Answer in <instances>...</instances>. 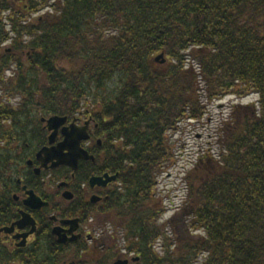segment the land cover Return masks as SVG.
I'll return each mask as SVG.
<instances>
[{
  "label": "trees",
  "instance_id": "16d2710c",
  "mask_svg": "<svg viewBox=\"0 0 264 264\" xmlns=\"http://www.w3.org/2000/svg\"><path fill=\"white\" fill-rule=\"evenodd\" d=\"M5 42L12 50L1 58L0 83L17 67L8 92L28 100L17 112L0 107V134L1 117L17 134L46 116L92 117L103 163L91 151L95 162L80 171L120 174L121 189L97 212L118 221L138 264H264V0H0ZM252 94L257 106L235 105L220 129L218 156H202L185 177L193 210L182 234L190 239L176 254L154 206L174 157L169 137L202 122L209 103ZM160 238L163 254L154 249ZM60 261L0 247V264Z\"/></svg>",
  "mask_w": 264,
  "mask_h": 264
},
{
  "label": "flooded vegetation",
  "instance_id": "af4514ba",
  "mask_svg": "<svg viewBox=\"0 0 264 264\" xmlns=\"http://www.w3.org/2000/svg\"><path fill=\"white\" fill-rule=\"evenodd\" d=\"M6 43L8 42L0 45V61L11 53V44L9 49H4ZM16 71L17 67L13 66L3 72V84L0 83V92H3L0 94V107L9 108L13 112H17L22 103L28 100L17 92L11 94L8 92L7 86L9 83H15L18 77ZM18 100L20 103L16 107L14 103ZM22 108L26 110L24 105ZM51 117L53 116L42 117L41 124L36 123L35 128L19 131L18 134L14 132L13 119L1 117L3 132L0 134V151L5 155L2 157L4 160L6 156L10 160L5 174L0 178V247L9 253L27 254L29 257L48 254L61 257L59 264H103L105 257L110 253L114 254V251L111 252L113 249L119 248L120 228L111 213H94V210L97 207H100L99 211L103 210L105 205L111 203L112 198L122 187L119 181L120 174L105 172L104 168H100V173L89 176L85 167L80 171L82 161L76 172L69 167H66L68 170H62L61 168L65 166L52 169V163L43 167L45 155L43 154V159L40 160L38 155L44 149H51L62 143L65 139L64 127H69L73 123L78 128L89 123L90 138L83 142L82 146L89 153L97 152L100 160L103 155L104 143L101 139L94 138L93 131L98 125L92 117L77 113L73 119L68 118L66 124L58 130L53 143L50 142V137L54 131H50L47 126V120ZM62 171L69 175L60 179L58 173ZM78 171L81 177L76 181L75 174ZM106 175L117 178L107 185L94 187L91 185L92 178L106 179ZM81 178H88V182H81ZM29 192L34 193L35 198ZM92 199L97 201L92 202ZM74 220H78L77 226L69 223ZM22 221L24 224L19 227L18 223ZM12 227H14L12 233L4 230ZM56 227L65 230L68 239L73 236H78V239L64 244L59 243L58 236L54 234ZM72 228H76L74 233L71 232ZM56 244L62 247L56 248ZM76 247L81 249L78 251ZM92 253L95 256L90 255ZM114 258L117 260L113 261ZM114 258L111 259L112 262L109 260V264H116L119 261H128V264L140 262V256L128 251L122 244Z\"/></svg>",
  "mask_w": 264,
  "mask_h": 264
},
{
  "label": "rangeland",
  "instance_id": "374dc122",
  "mask_svg": "<svg viewBox=\"0 0 264 264\" xmlns=\"http://www.w3.org/2000/svg\"><path fill=\"white\" fill-rule=\"evenodd\" d=\"M46 12H41L35 18L45 15ZM7 27L10 28V26ZM10 44L6 43L4 49H9ZM0 94H3V92H0ZM258 101L259 97L255 94L244 98L236 95L227 96L223 100L208 104V112L202 122H186L181 125V131L179 133L174 136H168L174 157L172 165L158 179L157 188L154 193V206L157 210H161V216L157 224L160 228L165 229L169 235V239L173 240L172 250L174 253L178 254L182 243L190 239L186 238V236H189L188 229V235L185 236L182 234L183 230L189 227L187 223L190 221L189 217L193 210L189 203L187 183L185 181L187 173L194 168L202 156L207 154L214 157L218 156L219 146L217 141L219 140L220 129L229 119L232 108L235 105L257 106ZM19 103L20 101L18 100L14 104L17 107ZM99 209L100 207L95 208L94 213ZM122 230L123 228H120L118 235V250L113 249L111 251H114L115 256L124 241V230L123 232ZM197 236H199L198 233H195V237ZM165 243V239H158L154 244L155 251L163 254ZM89 247L92 250V244ZM120 252L123 253V251ZM90 255L95 256L94 253ZM117 258H114L113 261H116Z\"/></svg>",
  "mask_w": 264,
  "mask_h": 264
},
{
  "label": "water",
  "instance_id": "95a60500",
  "mask_svg": "<svg viewBox=\"0 0 264 264\" xmlns=\"http://www.w3.org/2000/svg\"><path fill=\"white\" fill-rule=\"evenodd\" d=\"M164 58V55L161 54L156 58L157 62H160L161 59ZM164 63V61L162 62ZM68 118L67 117H60V116H53L49 120H47V126L50 131H54L50 137V142L53 143L55 137L57 136L58 130L63 127ZM45 122L46 120L43 119ZM89 123H87L84 127L78 128L74 123L71 124L69 127H64V137L62 143L54 146L51 149H44L39 155L38 158L43 159L42 155H45V160L42 161L43 167H47L49 163H52L51 168H59L61 166L69 167L76 172L79 168V163L83 160L85 161H95V157L91 155L85 148H83L82 143L89 140ZM104 178L94 177L91 179L90 183L94 187L96 185H107L111 181H115L117 176L109 177L108 175ZM31 196L35 198L34 193L29 192ZM97 199H92V202H96ZM25 219V218H24ZM66 223L69 221H65ZM74 225H78V220H74L69 222ZM24 224V221L18 223L19 227ZM76 228H72L71 232H75ZM7 233H12L14 227L9 229H4ZM54 234L58 236V242L64 244L68 241L72 242L78 239V236H73L71 239L67 238L66 231L63 230L61 227H56L54 230ZM116 264H128V261H119Z\"/></svg>",
  "mask_w": 264,
  "mask_h": 264
}]
</instances>
